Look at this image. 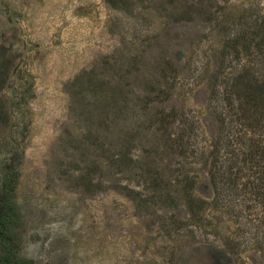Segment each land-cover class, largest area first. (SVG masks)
<instances>
[{
  "label": "rangeland",
  "instance_id": "1",
  "mask_svg": "<svg viewBox=\"0 0 264 264\" xmlns=\"http://www.w3.org/2000/svg\"><path fill=\"white\" fill-rule=\"evenodd\" d=\"M251 24L264 36V0H0V177L23 206L18 259L264 264V228L209 177L235 129L216 104L239 66L229 45ZM180 132L183 152L167 140ZM160 174L196 177L194 216L180 185L132 198Z\"/></svg>",
  "mask_w": 264,
  "mask_h": 264
},
{
  "label": "trees",
  "instance_id": "2",
  "mask_svg": "<svg viewBox=\"0 0 264 264\" xmlns=\"http://www.w3.org/2000/svg\"><path fill=\"white\" fill-rule=\"evenodd\" d=\"M191 12H193L191 6L184 11V13ZM229 46L234 49L236 63L238 61L239 66L235 65L234 71H231L229 76H225L224 96L217 99L216 104L219 112L229 117L235 124L233 125L235 129L232 128V133L229 132L217 138L223 152L219 150V155L216 156L218 159H214L209 177L217 196L224 201L225 205L231 202L241 204L243 208L240 210V215H242L246 203L245 208L251 211L247 221L258 228H264V72H262L264 70V36H260L259 30L251 24L246 30L245 28L239 30L233 38V44ZM247 52L253 54L246 61L244 56ZM161 76L169 85L168 75ZM230 81H233V88ZM238 86L240 89L235 93L233 89ZM169 87H172V83ZM160 92L166 91L160 89ZM162 98L165 99L163 96ZM174 112L162 118L165 130L170 123L169 117L174 116ZM193 123L192 121L189 129L191 132L194 130ZM185 135V132H180L175 137L167 133L169 145L182 148ZM219 144L217 143V146ZM183 150L182 148V152ZM119 153L122 152L114 153V156L121 157L119 161L124 163L127 159L128 162L132 161L129 150L124 156H118ZM6 162V159L2 160L3 165L9 167ZM11 180H13L12 177L8 176L4 170L3 176L0 177V264H36L32 259H18L16 256L24 243L27 226L23 218V206L15 196ZM151 180L146 188L151 194L131 189L134 192L132 198L138 197L143 202H154L161 197L164 189L172 185H180L181 189L188 193L187 204L190 206L192 216L195 215L193 205L198 199L194 194L195 176L176 177L173 179L176 181L172 183L165 181L160 174Z\"/></svg>",
  "mask_w": 264,
  "mask_h": 264
}]
</instances>
